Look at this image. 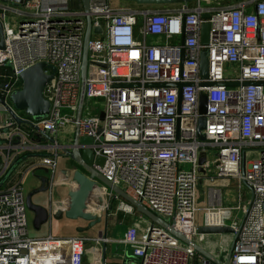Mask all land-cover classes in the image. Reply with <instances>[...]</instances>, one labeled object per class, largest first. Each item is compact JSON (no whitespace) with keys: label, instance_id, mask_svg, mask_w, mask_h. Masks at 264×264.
Returning <instances> with one entry per match:
<instances>
[{"label":"built area","instance_id":"2783aa9c","mask_svg":"<svg viewBox=\"0 0 264 264\" xmlns=\"http://www.w3.org/2000/svg\"><path fill=\"white\" fill-rule=\"evenodd\" d=\"M69 2L26 0L15 6L0 0V264H83L87 242L101 258L103 245L108 253L111 241L103 233L93 239L30 234L19 173L56 170L61 131L73 132L67 145L75 135L90 137L87 147L104 158L96 170L188 240L203 246L205 237L226 234H201L199 226H229L230 243L236 235L229 264H264V0L228 5L193 0L167 8L90 0L88 13ZM86 15L91 37L85 101L77 118ZM203 23L209 24L206 44ZM151 37L161 40L148 42ZM203 52L206 77L200 74ZM39 62L53 65L54 72L43 89L49 113L34 120L16 111L10 96L22 86L20 74ZM201 94L207 104L203 115ZM41 148L49 154L26 160ZM232 181L237 193L229 202L224 189ZM99 186L101 210L109 212L120 199L117 209L132 217L111 253L120 261L99 264H212ZM221 239L214 256L224 261Z\"/></svg>","mask_w":264,"mask_h":264},{"label":"water","instance_id":"95a60500","mask_svg":"<svg viewBox=\"0 0 264 264\" xmlns=\"http://www.w3.org/2000/svg\"><path fill=\"white\" fill-rule=\"evenodd\" d=\"M5 2H11L15 6H21L26 0H4ZM141 6H153V5H168V4H185L193 0H119ZM82 4V10L85 13L89 12L90 0H80ZM204 18H208L209 15H204ZM209 24L203 23L201 28V43L206 44L208 37ZM94 33L100 31V28H94ZM91 37V19L89 15H86V30L84 34L82 63H81V87L78 99L76 117L81 116L83 105L85 101V81H86V69H87V44ZM4 48V39L2 33V24L0 22V49ZM49 71V72H47ZM54 66L45 62H39L30 66L20 74L22 80V86L19 90L13 92L10 96L12 107L16 111H21L34 120H40L45 118L49 113L50 104L43 97V89L45 85L50 81L53 76ZM207 73V60L206 53L201 54L200 59V74L206 77ZM206 95L201 94L199 97V113L205 114L206 112ZM9 112L20 122V118L16 116L9 108ZM103 116V113L100 114ZM205 125L204 117H200L198 121V134L200 138H203V134L200 132ZM53 141L52 139H50ZM92 139L87 136L79 137L75 135L72 144L61 147L60 157L66 158L68 162L74 163L78 168L74 169L71 175L67 176L70 168H62L60 170L44 169L43 174H39L36 177L40 180V186L31 190L26 194L25 203L32 214V227L35 230H39L42 225H48L52 220L62 219L75 221L82 220L86 222L85 226H78L76 228L79 232H86L101 222V211L96 212V197L92 195L94 188L98 189L99 184L108 188L115 196L123 199L135 211L144 216L153 224H156L170 234L175 236L181 242L193 247L196 252L206 258L212 264H229L231 250L236 238L233 235L231 243L229 245L226 258L224 261L218 259L214 254L205 249L202 245L197 244L191 240H188L186 236L175 229L172 223L161 219L156 214L151 212L139 201H136L130 197L124 190L108 182L99 172L96 170L95 165L101 166L104 162L102 156H95L90 148L87 147L91 143ZM204 158H200L199 163H203ZM12 170V169H11ZM5 175L3 180L7 178L10 171ZM61 180L60 183H55V178ZM69 180V181H67ZM59 186L67 187V195L64 207L60 202L54 203L52 199V193L55 192ZM49 191V192H48ZM42 192H48L50 195H46L42 199L40 204L34 202L33 197L36 194ZM47 193V194H48ZM264 215V202L262 204ZM198 232L201 234H232L233 230L229 226H199ZM105 235V232H101ZM98 232V234H100ZM106 256V246L103 245L102 249V261Z\"/></svg>","mask_w":264,"mask_h":264},{"label":"crops","instance_id":"0c3cea01","mask_svg":"<svg viewBox=\"0 0 264 264\" xmlns=\"http://www.w3.org/2000/svg\"><path fill=\"white\" fill-rule=\"evenodd\" d=\"M110 2L112 4V6L115 7L114 2H119V0H110ZM120 2H124V1H120ZM69 4H70V7L72 9H82V4H81L80 0H70ZM172 6H173V4H168V5L143 6L142 8H150V7L167 8V7H172ZM119 7H131V6L121 4V6H119ZM160 40H161L160 38L151 37L148 39V42H159ZM72 138H73V132H70V131H61V132H59V134L57 136V140L62 146H66ZM35 142L36 143L41 142V143L45 144V143H47V139L36 138ZM46 154H49V152H47V150L41 148L37 152L34 151V153L31 154L30 156L26 155L25 158L28 161H32V160L37 159L38 156H43ZM71 163L68 162V160L66 158L59 156L57 159V163H56V170H60L62 168H68V167L70 168V167H72ZM44 169H46V168H44V167H37V168H33V169L32 168H29V169L26 168V169L22 170L21 173H19V176L22 178L23 190L26 191V192H24L25 197H26V194L28 192H30L31 190H34L35 188H38L40 186V180L36 176L39 174H43ZM70 169L72 171L74 169V167H72ZM67 174L71 175V172L69 171ZM67 181H69V180H67ZM53 182H54V184L56 182L60 183L61 180L56 177ZM219 183H222V181H219ZM204 189H205V187L200 182L198 185L199 204L200 205H202ZM67 191L68 190H67L66 186H59L58 188H56L55 192L52 193L53 202L54 203L60 202L62 204V206L64 207ZM48 192H42L40 194H36L33 197L34 202L37 204H40L42 202V199L44 197H46V195H50ZM224 197L227 199V201L233 200V197H230L229 193H224ZM101 214L102 215H101V222L100 223H98L96 226H94L92 229H90L86 232H79L76 230V228L78 226H85L86 222H84L82 220L71 221V220H67L64 217H62V219L52 220L50 224L42 225V227L39 230H35L31 224L33 216L29 212V223H30L29 225H30V230H31L30 234L34 237H42V236H47V235L51 234L55 237L83 236L86 238L93 239L99 235L98 232L100 233V231H102V232H105V235L111 241L110 243H115L116 241H118L122 238V235H123V232H124L126 226H128L131 223V221L129 223H125L124 217L119 219L118 218V212L117 213L111 212V210L109 212H101ZM125 214H127V213H125ZM110 226H112V228L115 229V236H111V237L108 236L107 232H108V228ZM215 237L216 236H211V237L208 236L207 239L210 241V240L215 239ZM222 237H226V236H222ZM222 237H220L219 239H221ZM221 240H223V239H221ZM213 241L215 242L216 240H213ZM229 242H230V240H229ZM98 246L101 247L102 245H98ZM210 246L211 247L213 246L211 241H210ZM217 246H218V242L212 248L214 252H216ZM92 247L90 246V249H89L91 254L89 252L85 253L83 264H99V260L101 262V260H102L101 253L98 251L96 254V247H93V249H95L94 251H92ZM206 247H205V249H207L209 251L210 247H207V248ZM228 248H229V243H228ZM107 249H108V245H107ZM118 249L120 250L121 246H119ZM114 251L112 249L111 253H113ZM214 252L212 254H215ZM111 253L106 252V256H105L106 261H120L121 257L115 256V255L113 256V255H111ZM107 254H109V255H107ZM120 254H122V253H120ZM111 256L113 258H111ZM115 257H117L116 258L117 260L115 259Z\"/></svg>","mask_w":264,"mask_h":264},{"label":"rangeland","instance_id":"374dc122","mask_svg":"<svg viewBox=\"0 0 264 264\" xmlns=\"http://www.w3.org/2000/svg\"><path fill=\"white\" fill-rule=\"evenodd\" d=\"M236 1H239V0H212V2L215 5H222V4L228 5V4H233ZM121 4L122 5H128V6H131L133 8H142L143 7L141 5H136V4H132V3H128V2H120V1L119 2H114L115 7H119V6H121ZM201 4H204V3H201ZM93 37L94 38H101V36L99 34H96ZM24 192H26V191L24 190ZM224 193H229L230 194V197H235L236 196L237 188H236V185H235L234 181L231 182L230 186H228L227 188L224 189ZM119 202H120V199H117L115 202H112V203L110 202L111 203L110 204L111 207L109 209L111 210V212H116V213L117 212L118 213L119 212H122V211H119V209H117ZM101 212H105V211L104 210H101ZM135 214H136V218L138 219V214L137 213H135ZM143 218H145V217L143 216ZM140 221H142V220H140ZM199 221H200V219H199ZM30 232H31V230H30ZM107 234H108L109 237L115 236V229H113L112 226H110L108 228ZM209 237H211V236H209ZM210 241L212 243H216V241L215 242L213 240H210ZM225 243H226V240H224V242L221 243L220 245H222V244L224 245ZM229 244H230V242H229ZM89 249H90V244H89V242H87L85 244V251L86 252H89L91 254V252L89 251ZM112 249L113 250L115 249V243H109L108 244V253H111ZM107 255H109V254H107Z\"/></svg>","mask_w":264,"mask_h":264},{"label":"bare ground","instance_id":"6f19581e","mask_svg":"<svg viewBox=\"0 0 264 264\" xmlns=\"http://www.w3.org/2000/svg\"><path fill=\"white\" fill-rule=\"evenodd\" d=\"M92 195L93 196H95L96 197V206H97V208H96V212L98 211V210H101V208H102V206H103V202H104V193H103V189L101 188V187H98V189H96V188H94L93 190H92ZM226 237H222V243L224 242V240H226V243L223 245L222 244V252H223V254L225 255V253L227 252V249H228V243H229V240L231 239V237H230V235H228V234H226L225 235ZM208 237H205V241H204V244H203V246H204V248L207 246V247H210L209 248V251L211 252V253H213L214 251H213V247H214V245H216V243L217 242H220L219 240V238L220 237H218V236H216L215 237V239H213V240H216V243H212V247L210 246V241L207 239ZM206 247V248H207ZM213 251V252H212ZM215 253V252H214Z\"/></svg>","mask_w":264,"mask_h":264},{"label":"trees","instance_id":"16d2710c","mask_svg":"<svg viewBox=\"0 0 264 264\" xmlns=\"http://www.w3.org/2000/svg\"><path fill=\"white\" fill-rule=\"evenodd\" d=\"M2 81V80H1ZM122 217H124L125 219H124V221H125V223H129L130 221H132V217L129 215V214H125V213H123V212H119L118 213V218L119 219H121Z\"/></svg>","mask_w":264,"mask_h":264},{"label":"flooded vegetation","instance_id":"af4514ba","mask_svg":"<svg viewBox=\"0 0 264 264\" xmlns=\"http://www.w3.org/2000/svg\"><path fill=\"white\" fill-rule=\"evenodd\" d=\"M71 166L74 167V169L77 168V166H76L74 163H71ZM72 167H71V168H72ZM74 169H73V170H74ZM73 170H72V171H73ZM72 171H71V169H70V172H71V173H72Z\"/></svg>","mask_w":264,"mask_h":264}]
</instances>
